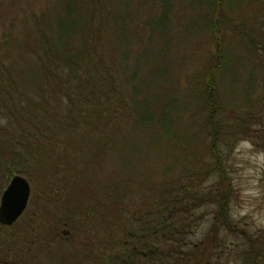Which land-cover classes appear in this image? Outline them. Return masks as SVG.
<instances>
[{
	"label": "trees",
	"instance_id": "1",
	"mask_svg": "<svg viewBox=\"0 0 264 264\" xmlns=\"http://www.w3.org/2000/svg\"><path fill=\"white\" fill-rule=\"evenodd\" d=\"M240 1L183 0L208 8L198 19L206 20L215 47L199 70L187 76L183 95L164 80L172 48L178 47L171 31L175 0H55L51 8L32 15L20 53L14 52L13 36L0 54V193L15 174L39 183L48 214L51 207L64 211V217L48 223L56 230L70 227L80 238V250L75 246L69 254L76 259L91 252L90 259L94 254L99 264H230L232 258L236 264H264V227L254 234L233 222L224 169L226 145L259 127L264 136V0L259 40L252 27L236 24L230 13ZM150 3L159 10L151 13ZM230 34L239 53H230ZM243 72L249 81L244 94L253 101L250 110L238 114L226 107L225 86L229 80L235 88ZM257 80L260 92L253 98L250 91ZM150 82L166 93L162 116L156 113L159 95ZM198 98L197 111L203 112L210 138L211 168L199 173L185 165L173 181L160 182L147 168L149 179L138 171V181L91 186L97 165L128 142L134 126H157L158 135L166 133V117L175 113L179 121ZM124 127L131 129L123 133ZM173 135L167 140L174 142ZM175 165H166V173ZM202 174L218 179L208 187ZM143 190L146 194L140 196ZM201 217L211 224L198 239ZM56 230L55 243L63 239ZM228 236L238 242L228 244Z\"/></svg>",
	"mask_w": 264,
	"mask_h": 264
},
{
	"label": "rangeland",
	"instance_id": "2",
	"mask_svg": "<svg viewBox=\"0 0 264 264\" xmlns=\"http://www.w3.org/2000/svg\"><path fill=\"white\" fill-rule=\"evenodd\" d=\"M175 2L171 31L172 35L177 39L178 47L177 49L175 47L172 48L173 59L169 60L171 64L167 67L168 78L164 80L168 85H172L178 95H180L179 91L187 89V76L199 70L204 64V59L209 51H213L215 47L212 34L207 28L206 20L201 21L198 19L206 11L209 12L208 8L203 5L196 8L197 6L193 4L191 6V2L189 4L182 3L183 0H175ZM54 3L55 0H0V54L2 50L4 51V45L8 44L11 37L12 39L14 37L17 39L16 44H14V46L16 45L14 52L19 54L22 50L21 41L26 38V33L29 32L28 24L26 23L28 19L41 9L51 8ZM149 7L151 13L159 10L158 5L155 3H150ZM230 13L235 18L236 24L243 23L246 27H252V35L259 40L261 22L263 21L260 0H242L232 7ZM197 20L199 22H195ZM186 28L189 29L186 31ZM185 34L186 36H184ZM181 38L185 40L180 41ZM228 46L231 54L241 51L240 45L234 39L233 34L229 35ZM135 47L137 48L138 45L135 44ZM184 54L185 56H183ZM181 56L183 57L179 59ZM234 69L233 67L232 71ZM229 76H231V71ZM257 76L260 80V72L257 73ZM242 78L243 80H238L235 88L231 86L229 80L226 81L225 86L226 97L224 101L226 107L235 109L238 114L245 113L247 109L250 110L253 101H249L248 96L244 94L246 93L244 86L249 82L246 81V72H243ZM259 80L256 82L257 86H253L250 91L253 94V98L255 93L260 92ZM151 85L157 90L159 95L155 102V105H158L156 113L162 116L161 106L164 105L162 97L166 93H163L164 89L160 85L153 83ZM143 92H147L145 87ZM181 95H183V90ZM150 101L153 105V101ZM195 103L196 105L194 104L192 108L190 107L191 109L188 108L189 110L180 114L179 121L176 119L175 113H172L174 110L170 112L172 114L166 117L169 119V130L166 133L161 131V134L159 133L158 135L157 126L151 129H141L138 126H134L130 137H128V142L123 143L121 147L119 146L116 153H111L107 159L97 165L99 167L98 174L93 177L94 181L91 186L96 189L98 186L102 187L105 183L112 180L117 182L120 179L128 178L138 181L140 178L137 176L138 171L143 174V180L149 179L146 178L148 176L147 168L153 171L150 177L153 173L156 174L154 178L159 180V182L166 179L173 181L174 177L178 176L179 170L185 165H192L193 169L199 173L211 168L210 138L202 124L203 112L201 114V112L197 111L201 103L199 98ZM3 117L4 114L0 111V123L4 120ZM173 122L176 124L174 127L172 126ZM130 129L124 127L122 131L123 133L129 132ZM257 130V132H247L240 136L237 141L226 145L223 153L224 169L230 181L229 187L231 189L229 215L234 223L249 228L254 234H260V226L264 227V136H261L260 127ZM174 133H176V135L172 136L174 142L167 140L169 135ZM127 135L129 134H126L125 138ZM156 135L157 139L154 138ZM78 138L76 136V139ZM119 144H121V141ZM124 158L129 159L131 164H127L125 161L123 164L122 160ZM171 162H175V169L170 173H166V165L169 166ZM203 175L205 174H202L201 178H204V184L208 187L211 186L213 181L218 179L215 177L216 175H208L207 177ZM31 183L32 195L23 216L14 225L8 227L0 226V241L4 242L0 244V264H99L94 258V254L92 259H90L91 252L81 253L79 259L71 256L70 251L74 250L75 246H78L80 250V241H78L80 238L76 235V232L73 235V230L70 227L62 226L56 230L54 223H48L53 218L57 220L64 217V213L61 214L64 211L59 210L60 208H57L59 206L51 207L53 208L52 212L48 214L47 210L42 206L40 192L38 191V188H40L39 183L33 180H31ZM142 193L145 195L146 191L143 190L139 195L142 196ZM198 212L204 213L202 209ZM202 219L204 221L196 227L198 239L202 237V228H208L211 224L210 219L201 217ZM70 229L72 230V236L68 241L63 239L56 241V243L53 241L55 238H53L52 233H55V230L59 236L64 237L65 234L63 232L66 230L70 231ZM50 231L51 234H49ZM37 234H39V241L36 239V243L33 244ZM118 234V237L120 235L123 236L121 231H118ZM125 239L128 240L129 238ZM236 242H238L236 237L228 236V244ZM92 246L93 244H91ZM93 248L95 249V246ZM82 252L85 251L83 250ZM82 257L86 258L84 263ZM234 262L232 258L230 264H236ZM143 263H146L145 260L139 261L138 264Z\"/></svg>",
	"mask_w": 264,
	"mask_h": 264
},
{
	"label": "water",
	"instance_id": "3",
	"mask_svg": "<svg viewBox=\"0 0 264 264\" xmlns=\"http://www.w3.org/2000/svg\"><path fill=\"white\" fill-rule=\"evenodd\" d=\"M31 195L30 181L22 174L12 176L0 198V224L13 225L28 208Z\"/></svg>",
	"mask_w": 264,
	"mask_h": 264
},
{
	"label": "flooded vegetation",
	"instance_id": "4",
	"mask_svg": "<svg viewBox=\"0 0 264 264\" xmlns=\"http://www.w3.org/2000/svg\"><path fill=\"white\" fill-rule=\"evenodd\" d=\"M9 181H10V180H9ZM8 183H9V182H8ZM5 187H6V186H5ZM22 216H23V215H22ZM63 234H65V236L63 237V239H65V240H69L70 236L72 235L71 232H70L69 230L64 231ZM38 235H39V234L35 235V239H38V238H39ZM37 241H39V239H38Z\"/></svg>",
	"mask_w": 264,
	"mask_h": 264
}]
</instances>
